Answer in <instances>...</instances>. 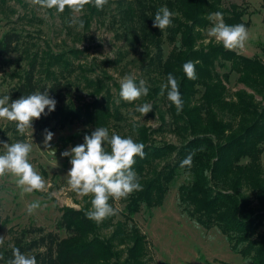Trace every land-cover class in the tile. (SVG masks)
Masks as SVG:
<instances>
[{
	"label": "trees",
	"instance_id": "16d2710c",
	"mask_svg": "<svg viewBox=\"0 0 264 264\" xmlns=\"http://www.w3.org/2000/svg\"><path fill=\"white\" fill-rule=\"evenodd\" d=\"M163 6L176 15L172 26L162 33L153 23L155 13ZM47 10L65 20L71 14L67 8L63 13L55 8ZM215 12L223 14L227 25L249 24L242 19L246 7L234 1L224 5L223 0H108L103 10L94 4L85 6L80 18L83 28L87 29L92 19L103 20L110 13L116 36L125 41L143 66L149 94L132 103L122 100L119 92L113 96L110 86L102 81L86 77L87 67L72 63L71 56L77 57L80 49L75 48L71 54L54 53L47 44V49L39 52L38 45L33 46V40L19 30L2 32L0 64L11 54L29 55L11 91L10 103L37 90L57 101L54 111L48 113L46 109L47 115L33 121L35 131H52L75 121L92 130L112 126L125 120L122 107L149 101L153 109L148 116L155 115L159 124L130 121L128 133L120 135L143 143L146 153L143 159L136 157L133 166L142 190L122 199L123 219H114L115 215L99 223L86 219L93 198L88 196L78 208L61 206L56 224L65 236L40 225L23 227L13 236L11 245L0 248L4 256L0 263L6 264L12 259V249L19 248L35 256L37 264H146V235L133 224L131 216L141 205H161L175 177L186 172L189 177L177 191L179 203L189 216L206 229L216 226L232 250L249 258V264H264V61L258 55L227 50L213 38L202 42L203 29L213 23L209 14ZM164 41L171 44L167 54L163 52ZM261 52L264 54V48ZM188 61L195 63V80L183 72V64ZM75 68L82 87H92V93H100L99 97L80 104L67 96L69 76ZM233 71L240 87L229 91L227 82ZM169 73L177 79L184 102L179 114L167 99V90L160 95ZM166 128L178 143L155 141V134ZM190 153H195L191 167L181 168ZM127 221L132 224L128 226Z\"/></svg>",
	"mask_w": 264,
	"mask_h": 264
},
{
	"label": "rangeland",
	"instance_id": "374dc122",
	"mask_svg": "<svg viewBox=\"0 0 264 264\" xmlns=\"http://www.w3.org/2000/svg\"><path fill=\"white\" fill-rule=\"evenodd\" d=\"M231 1L246 4L245 0H223V4L227 5ZM72 15L71 13L69 18ZM81 16L80 13L77 18L80 19ZM110 16V13H107L103 20L94 18L87 29L78 30L77 26L70 27L68 20L60 17L56 12H50L38 5L31 6L26 3V0H0V35L8 29L19 30L24 36H29L33 40V46L38 45L39 52L47 49V44L54 53L67 54L69 52L71 54L75 48L80 49L77 57L71 56L72 63L87 67L84 72L86 77L109 85L115 96L120 89L114 84L120 87V80L126 74L134 75L138 80H145L146 74L142 70L143 66L138 56L136 57L135 53L128 49L121 37L116 36L117 28L111 22ZM254 21L257 22V16ZM213 26L214 21L211 26L203 29L202 42L213 38L208 35L209 29ZM257 28L255 29L260 31ZM250 41L248 39L243 48L245 53L253 55L256 50L264 61V54L260 51L262 43L257 41V49H253V42ZM170 48L171 44L164 41V54H167ZM34 49L35 47L30 52ZM125 50L127 53L120 55ZM113 58L119 59L111 63L109 60ZM28 59L29 55L26 53L11 54L0 64V98L4 95L10 96ZM217 69L219 70L218 66ZM79 76V70L75 68L69 76L67 96L80 104L92 101L95 96L99 97L100 93H92V87L88 90L82 87V79L78 78ZM227 86L229 91L240 87L234 71L229 76ZM136 106L138 104L135 103L121 108L125 120L106 127L110 135L113 131L118 135L128 133L130 121L144 122L150 126L159 124L155 115L149 117L147 114L142 117L136 111ZM93 131L95 130L75 121L63 128L52 130L53 139L49 142V147H45V132L32 129V132L27 130L21 135L16 130L15 122L0 119V141L9 144L19 141L31 143L30 163L46 182L44 191L22 195L14 177L8 175L0 178V237H4V244L0 248L11 245L13 236L18 234L21 228L31 224L43 226L46 230L55 231L60 236L66 235V232L58 228L56 224L61 206L78 208L87 202L88 196H79L70 189L67 183V173L71 168V156L64 157L61 153L84 143V136L91 135ZM154 139L158 143L162 141L178 143V139L169 128L156 133ZM107 147L106 145V149L110 151ZM4 151L3 144L0 143V154ZM261 160L264 164V150ZM188 177L186 172L177 175L161 205L152 208L141 205L140 210L131 216L133 224L137 225L146 235V264H249V258L242 257L239 252L232 250L227 238L216 226L204 228L190 217L183 205L179 203L177 187L181 182L187 181ZM37 200L41 207L29 215L26 211L27 204ZM109 203L117 209L114 219H123V200L111 199ZM91 208L90 202L87 209L91 210ZM132 222L127 221L128 226ZM197 224L199 227L196 226ZM261 229H264V225Z\"/></svg>",
	"mask_w": 264,
	"mask_h": 264
},
{
	"label": "clouds",
	"instance_id": "9594fccd",
	"mask_svg": "<svg viewBox=\"0 0 264 264\" xmlns=\"http://www.w3.org/2000/svg\"><path fill=\"white\" fill-rule=\"evenodd\" d=\"M31 6H40L44 9L55 8L58 13H63L67 8L73 14L68 19L69 26H77L78 30L84 27V21L77 18L86 5L94 4L98 10H103L108 0H26ZM176 14L167 6L157 10L154 16L153 27L159 28L161 32L172 26V18ZM209 20L214 21V26L208 31L210 37L215 38L227 50H242L249 39L248 29L244 24L227 25L223 20L221 12L209 14ZM179 47V44L177 45ZM183 72L190 80L197 79L195 63L188 61L183 64ZM167 90V99L175 105L177 114L183 110V100L179 90L177 79L169 73L167 83L161 85L160 95L163 96ZM149 94L146 81L126 74L120 80L119 96L122 100L132 103ZM10 101L9 95L0 98V119L15 122L16 130L23 135L27 130L33 129V121L39 120L42 115L55 110L57 101L51 98L47 92L41 93L37 90L34 94L22 96ZM48 110V113L45 110ZM153 109L152 104L144 103L136 107L141 116L147 115ZM53 133L45 130V147L53 139ZM5 149L0 154V178L11 175L15 183L21 189V194H31L34 191H44L46 182L30 163L32 144L29 142H15L12 144L2 142ZM106 145L110 151L106 150ZM145 145L133 140L132 137H122L114 131L109 134L106 127H97L91 135L84 136V143L61 153L62 156H71V168L67 173V183L72 191L79 196H89L92 208L85 213V218L102 222L109 216L117 214L109 200L119 201L126 199L133 192L142 190L133 166L136 157L143 159ZM55 155V151L53 153ZM195 153H190L182 162L180 167H191ZM41 207L40 202L33 201L26 206L29 215ZM199 227V225H196ZM4 244V237H0V246ZM4 256L0 254V260ZM6 264H37L33 255L22 253L19 248L12 249V259Z\"/></svg>",
	"mask_w": 264,
	"mask_h": 264
},
{
	"label": "crops",
	"instance_id": "0c3cea01",
	"mask_svg": "<svg viewBox=\"0 0 264 264\" xmlns=\"http://www.w3.org/2000/svg\"><path fill=\"white\" fill-rule=\"evenodd\" d=\"M245 1L246 4L243 5L246 7L247 12L242 16V19L249 21V24L246 28L248 29L249 39L253 42V45L252 44L251 45L254 47L253 49H257L256 42L260 41L262 43L261 48H264L263 46L264 45V0H245ZM254 16L255 17L257 16V22L254 21L255 20ZM255 28L259 29L260 31H257ZM239 51L247 56H252L245 53V49ZM253 55H258V52L254 50Z\"/></svg>",
	"mask_w": 264,
	"mask_h": 264
}]
</instances>
